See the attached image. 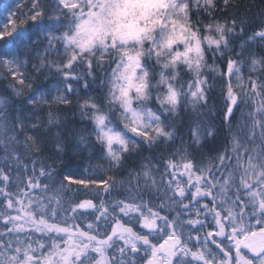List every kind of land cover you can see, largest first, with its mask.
<instances>
[{"label": "snow or ice", "instance_id": "6c2138e0", "mask_svg": "<svg viewBox=\"0 0 264 264\" xmlns=\"http://www.w3.org/2000/svg\"><path fill=\"white\" fill-rule=\"evenodd\" d=\"M3 8L0 264H264V22L234 0Z\"/></svg>", "mask_w": 264, "mask_h": 264}, {"label": "trees", "instance_id": "16d2710c", "mask_svg": "<svg viewBox=\"0 0 264 264\" xmlns=\"http://www.w3.org/2000/svg\"><path fill=\"white\" fill-rule=\"evenodd\" d=\"M9 3L11 0H0V16L5 13L3 5ZM234 4L238 16L246 20L250 28L264 22V0H234Z\"/></svg>", "mask_w": 264, "mask_h": 264}, {"label": "rangeland", "instance_id": "374dc122", "mask_svg": "<svg viewBox=\"0 0 264 264\" xmlns=\"http://www.w3.org/2000/svg\"><path fill=\"white\" fill-rule=\"evenodd\" d=\"M5 15H6V13H4V14H3V16H0V18H4V17H5Z\"/></svg>", "mask_w": 264, "mask_h": 264}]
</instances>
